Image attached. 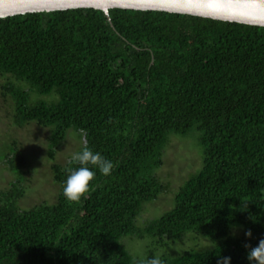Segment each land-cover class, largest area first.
Segmentation results:
<instances>
[{
	"label": "trees",
	"instance_id": "obj_1",
	"mask_svg": "<svg viewBox=\"0 0 264 264\" xmlns=\"http://www.w3.org/2000/svg\"><path fill=\"white\" fill-rule=\"evenodd\" d=\"M0 77L14 125L47 129L51 159L84 129L114 165L107 176L88 165L96 175L72 202L66 169L79 165L53 164L55 201L21 210L23 159L3 155L14 180L0 191V264H146L155 251L163 264H249L245 245L264 239V27L124 9L5 17ZM192 132L200 167L148 220L145 205L172 191L157 173L169 136ZM146 237L208 246L138 259L123 244Z\"/></svg>",
	"mask_w": 264,
	"mask_h": 264
},
{
	"label": "rangeland",
	"instance_id": "obj_2",
	"mask_svg": "<svg viewBox=\"0 0 264 264\" xmlns=\"http://www.w3.org/2000/svg\"><path fill=\"white\" fill-rule=\"evenodd\" d=\"M4 78L0 77V191L7 189L14 176L9 172L8 160L13 157H22L20 165L21 177L25 192L17 201L21 210L30 209L38 204H52L56 199L57 187L52 180L51 165H65L73 152H77L83 145L81 138L73 130L68 131L67 136L56 147L53 148L52 159L48 148V131L31 123L18 128L12 120V101L9 97L2 95ZM34 94V93H33ZM55 97L53 94L33 95L34 100L50 102ZM197 133L192 132L187 136L171 134L163 156V165L159 169L158 176L163 183H168L171 192L159 196L154 202L145 205L144 216L148 220L153 219L172 206V197L181 182L200 167L201 151L197 145ZM9 149L14 154H9ZM8 153V154H7ZM3 155L9 156L2 157ZM144 218V217H143ZM190 235H195L189 233ZM187 235L189 239L193 236ZM201 237V236H200ZM184 238V239H185ZM185 241V240H184ZM177 241L174 243H161L162 253L176 256L177 254L195 249L203 250L208 246L207 241L197 239V245L192 248L193 243ZM126 249L136 258L142 259L148 250L161 245L159 239L144 238L143 240L130 241L123 239ZM211 247V246H210ZM210 247L206 248L209 249ZM160 254V253H159ZM156 253V256H160Z\"/></svg>",
	"mask_w": 264,
	"mask_h": 264
},
{
	"label": "water",
	"instance_id": "obj_3",
	"mask_svg": "<svg viewBox=\"0 0 264 264\" xmlns=\"http://www.w3.org/2000/svg\"><path fill=\"white\" fill-rule=\"evenodd\" d=\"M95 9L157 11L264 27V0H0V18L31 13Z\"/></svg>",
	"mask_w": 264,
	"mask_h": 264
},
{
	"label": "clouds",
	"instance_id": "obj_4",
	"mask_svg": "<svg viewBox=\"0 0 264 264\" xmlns=\"http://www.w3.org/2000/svg\"><path fill=\"white\" fill-rule=\"evenodd\" d=\"M83 147L78 152H73L68 164H78L79 167L73 169L68 167V177L63 189V195L72 202L79 201L85 193L89 191L90 182L94 179L96 173L92 171L88 165L98 168L100 173L107 176L114 168L113 163L107 158L103 157L99 152H93L87 146V132L84 129H79ZM243 205H247L242 203ZM247 238L252 237L251 230L245 232ZM249 249L247 259L249 264H264V239L258 242L256 247L245 245ZM230 257L222 258L218 264H230ZM146 264H163L159 256L146 261Z\"/></svg>",
	"mask_w": 264,
	"mask_h": 264
}]
</instances>
